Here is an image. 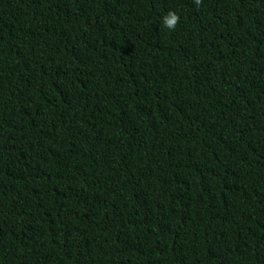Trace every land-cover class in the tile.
Wrapping results in <instances>:
<instances>
[{
    "label": "trees",
    "instance_id": "obj_1",
    "mask_svg": "<svg viewBox=\"0 0 264 264\" xmlns=\"http://www.w3.org/2000/svg\"><path fill=\"white\" fill-rule=\"evenodd\" d=\"M0 264H264V0H0Z\"/></svg>",
    "mask_w": 264,
    "mask_h": 264
},
{
    "label": "clouds",
    "instance_id": "obj_2",
    "mask_svg": "<svg viewBox=\"0 0 264 264\" xmlns=\"http://www.w3.org/2000/svg\"><path fill=\"white\" fill-rule=\"evenodd\" d=\"M194 3L197 6L202 4V0H194ZM180 17L175 11H169L165 17H163L164 26L169 30H174L176 25L179 23Z\"/></svg>",
    "mask_w": 264,
    "mask_h": 264
}]
</instances>
